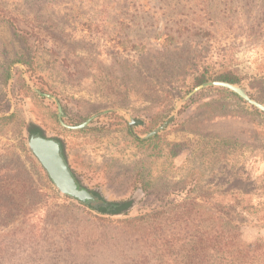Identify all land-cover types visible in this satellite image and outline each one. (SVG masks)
<instances>
[{"label": "rangeland", "instance_id": "1", "mask_svg": "<svg viewBox=\"0 0 264 264\" xmlns=\"http://www.w3.org/2000/svg\"><path fill=\"white\" fill-rule=\"evenodd\" d=\"M226 71L264 105V0H0V175L24 179L0 194L32 212L0 228V264H175L214 218L235 246L264 243V113L210 84ZM28 124L85 189L137 205L107 217L51 189Z\"/></svg>", "mask_w": 264, "mask_h": 264}, {"label": "trees", "instance_id": "2", "mask_svg": "<svg viewBox=\"0 0 264 264\" xmlns=\"http://www.w3.org/2000/svg\"><path fill=\"white\" fill-rule=\"evenodd\" d=\"M177 70L180 72L182 71L181 68H178ZM205 75L206 74L204 73V75L201 74L198 77H195L193 79L194 84L198 86V85H201L203 83H206L208 81V78ZM213 81H223V82H228L231 84H239L241 81V78L238 77L236 74H234L231 71H226V72L220 73L217 76H215ZM161 83H163V81ZM161 85H162V87L164 86V84H161ZM221 90L228 92L230 95L240 99L238 97V95H236L235 93H233L227 89L221 88ZM26 133H27L28 137H30L32 135H35V136L40 135V136L46 137L43 130L34 124H28L26 126ZM157 138L158 137L156 136L154 138H150L149 140L143 141L142 143L151 142ZM54 139L59 142L61 150H62V156L64 157L66 163L68 164L64 143L57 138H54ZM22 151L29 158H33V160L35 159L31 153V151L28 148H26L25 146L22 148ZM34 161L37 162V165H38L40 171L43 172L45 178L49 182L50 188L53 189V184L51 183V181H50L48 175L46 174V172L44 171V169L40 166V164L38 163V161L36 159ZM68 166H69V164H68ZM70 170H71V168H70ZM10 172L11 171L8 170V172H6V175L4 173V174H2V176L0 175V178L3 180H6L7 182L8 181H14L15 183H20V184L23 183L24 184V179L19 176L20 174L16 173V175L10 176L9 175ZM71 172L74 175V177L76 178L78 185L80 187H83L81 185V182L75 176V174L73 173L72 170H71ZM87 190L94 197V202H87L86 206H89V208H91L93 211L97 212L98 214H100L102 216L115 217V216H120V215H127L138 203V199H136V198L107 200L98 191H93V190H89V189H87ZM3 191L4 190L2 189V186L0 185V193H3ZM1 197H3L4 201H2ZM4 197H8V196H2V194H0V228L5 227L7 220L11 218L12 210L15 211V214H23L25 212L23 215L24 217H29L30 215H32V212L27 211L28 210L27 207H23V205H19V204H16L15 207H13L14 205H11L10 203L5 202ZM64 197L66 199H70V197H68V196H64ZM79 203L83 204L81 202H79ZM186 204L188 206H192V207L193 206H200L199 203L194 202V201H190L189 203H186ZM83 205H85V204H83ZM181 212H185L186 214L192 213V212H187L184 210H182ZM210 214H212V213H209V215ZM213 216H215V214ZM210 222L212 224H214V227L212 225L208 232L204 231L203 235L198 234L194 237L188 238L190 240L187 243L185 241L182 242V245L179 246L178 252L180 253L183 251V252H185L186 255H185V257H183L182 261H178L175 264H219L215 261V258H217L218 255L223 254V253H227L229 251H236V253H238V255H240L242 257H247V258L253 257V256H258V257L262 258V262L264 264V243H262V241L258 240L256 242H254L253 244L247 245L245 247L235 246V244H234L235 241L233 240L234 236L228 234L229 231H225L224 227H218L217 226L218 222L215 218H214V220L211 219ZM31 231L32 230L29 231L30 232L29 237L35 235ZM167 246H168V248H166L167 251L169 249L172 250L175 247L174 244H170ZM185 246H187V248H185ZM249 254H253V255L250 256ZM213 259H214V261H213ZM132 264H149V263L144 257L137 256L135 259H133ZM239 264H243V262L240 261Z\"/></svg>", "mask_w": 264, "mask_h": 264}, {"label": "water", "instance_id": "3", "mask_svg": "<svg viewBox=\"0 0 264 264\" xmlns=\"http://www.w3.org/2000/svg\"><path fill=\"white\" fill-rule=\"evenodd\" d=\"M210 84L212 86L221 87L235 93L243 101L247 102L249 105L255 107L256 109L264 113V105L251 99L249 95L238 85L223 81L211 82ZM205 87L206 84H202L194 88L186 98L187 99L190 98L193 94H195L196 92H198L199 90ZM58 111L60 117L62 114L60 106H58ZM172 119L173 117H171L158 129L154 130L149 135H147L146 138L152 137L161 130H163L172 121ZM88 122L89 121H87L85 124L81 126L69 127V128L82 129L88 124ZM130 127H132V125H130ZM133 135L137 137L134 133ZM27 145L33 157L38 161L40 166L44 169L51 183L61 195L68 196L71 199L77 202H81L85 205H87L86 204L87 202H94V197L92 196V194L84 187H80L78 185L76 178L72 174L68 164L66 163L64 157L62 156V150L57 140L50 137L32 135L29 137Z\"/></svg>", "mask_w": 264, "mask_h": 264}]
</instances>
